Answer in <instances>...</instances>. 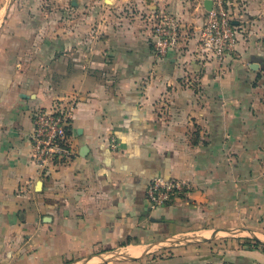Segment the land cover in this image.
<instances>
[{"label":"crops","instance_id":"0c3cea01","mask_svg":"<svg viewBox=\"0 0 264 264\" xmlns=\"http://www.w3.org/2000/svg\"><path fill=\"white\" fill-rule=\"evenodd\" d=\"M49 1L48 14H30L0 0V264H81L114 250L134 259L94 264H264V248L246 244L149 251L194 228L264 227V23L241 28L217 65L199 58L204 0H175L181 35L165 56L148 16L170 0H110L103 18L93 0ZM72 94L75 156L41 179L31 112ZM153 177L190 188L151 208Z\"/></svg>","mask_w":264,"mask_h":264},{"label":"built area","instance_id":"2783aa9c","mask_svg":"<svg viewBox=\"0 0 264 264\" xmlns=\"http://www.w3.org/2000/svg\"><path fill=\"white\" fill-rule=\"evenodd\" d=\"M238 4V0H212L211 9L204 11L197 40L199 58L204 62L222 65L236 51L242 28L241 20L236 17V11L240 9H233ZM148 20L155 54L165 56L176 50L181 35L177 17L160 7L150 12ZM76 100V95H68L49 108L37 107L31 112V159L41 179L51 169L71 162L75 156L70 124ZM109 146L114 152L119 149V143L113 136L109 139ZM189 188V182L184 179L153 177L146 189L147 201L151 208L162 206L185 194Z\"/></svg>","mask_w":264,"mask_h":264},{"label":"rangeland","instance_id":"374dc122","mask_svg":"<svg viewBox=\"0 0 264 264\" xmlns=\"http://www.w3.org/2000/svg\"><path fill=\"white\" fill-rule=\"evenodd\" d=\"M6 1H10V0H4V2ZM95 1L96 0H93L92 5L94 6L95 4L98 8L97 12L101 13L95 15H100L103 18L105 13L109 14V10H111V8L109 7L111 5L110 0H98V3ZM176 1L170 0L169 3L164 5V8L167 11L172 12L174 14L173 11L176 10L177 7ZM180 1H182V3L194 4L199 0H180ZM152 2H154L153 3L154 6H156V3H158V1L155 0H152ZM238 2L239 4L235 7L233 6V9H235L236 7L240 9V11H236V17L237 19L241 20V24L243 25L242 28H246L247 26H250V24H255L257 22L264 23V0H238ZM18 3L20 5L21 10L26 9L28 6H32L33 9L29 11L30 14H48V12L50 11L49 0H18ZM89 5L90 4H87V7ZM160 7L161 6H157L156 8L158 9ZM90 10H92L91 7ZM104 18H106V16ZM220 229L225 231H220ZM200 230H201L200 228H194L188 230L187 233L176 234V236L173 237L172 241L166 242L165 245L163 246L175 247L178 245L182 246L186 244L185 243L186 241L177 242L176 241L177 239L183 240L187 238L193 240L194 238L203 239L207 237H212L209 241H207L205 248L212 249L217 246H232L234 244H243V245L246 244L248 246H259L261 248H264V244L260 243L256 239L257 236L260 240L264 241V227L259 226L257 228H253L251 226H244V225L225 226V227L216 226L210 228V230H204V231H200ZM114 251L120 252V250H114ZM104 259L106 260L112 259L114 261L118 260L117 256L112 253L109 255L101 256L100 258H97L92 261L82 262L81 264H94Z\"/></svg>","mask_w":264,"mask_h":264},{"label":"water","instance_id":"95a60500","mask_svg":"<svg viewBox=\"0 0 264 264\" xmlns=\"http://www.w3.org/2000/svg\"><path fill=\"white\" fill-rule=\"evenodd\" d=\"M74 4V2H72ZM211 4H212V0H204L203 1V6L205 8V10H209L211 9ZM259 67V64L257 63H252L251 64V68H257ZM220 231H225V230H221ZM227 231V230H226ZM229 231V230H228ZM174 236H170V237H167V238H164L160 241H158L157 243H155L153 246H151V248L149 249V251H152V250H155L156 248L160 247L161 245H163L164 243L168 242V241H172ZM255 237V236H254ZM212 237H207V238H194L193 240H190V239H177L176 241L177 242H181V241H186L185 243H200V242H204V241H208L210 240ZM256 239L264 244V241L260 240L257 236H256ZM115 254L117 256V259L118 260H133L134 258L133 257H128V256H124L123 254H121L120 252H116V251H111L110 254ZM100 254H96L94 256H90V258H95L97 256H99Z\"/></svg>","mask_w":264,"mask_h":264},{"label":"trees","instance_id":"16d2710c","mask_svg":"<svg viewBox=\"0 0 264 264\" xmlns=\"http://www.w3.org/2000/svg\"><path fill=\"white\" fill-rule=\"evenodd\" d=\"M227 264V263H226Z\"/></svg>","mask_w":264,"mask_h":264}]
</instances>
